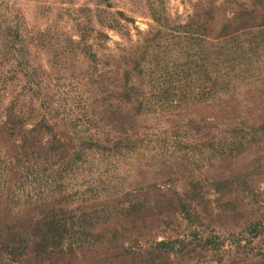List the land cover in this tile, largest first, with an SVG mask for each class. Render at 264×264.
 I'll return each mask as SVG.
<instances>
[{
    "label": "rangeland",
    "instance_id": "1",
    "mask_svg": "<svg viewBox=\"0 0 264 264\" xmlns=\"http://www.w3.org/2000/svg\"><path fill=\"white\" fill-rule=\"evenodd\" d=\"M0 264H264V0H0Z\"/></svg>",
    "mask_w": 264,
    "mask_h": 264
}]
</instances>
